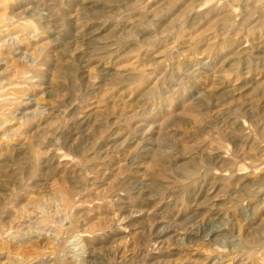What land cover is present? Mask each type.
I'll list each match as a JSON object with an SVG mask.
<instances>
[{"label":"rangeland","instance_id":"1","mask_svg":"<svg viewBox=\"0 0 264 264\" xmlns=\"http://www.w3.org/2000/svg\"><path fill=\"white\" fill-rule=\"evenodd\" d=\"M0 264H264V0H0Z\"/></svg>","mask_w":264,"mask_h":264}]
</instances>
